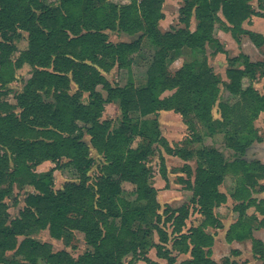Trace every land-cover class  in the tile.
Returning a JSON list of instances; mask_svg holds the SVG:
<instances>
[{
    "label": "trees",
    "instance_id": "trees-1",
    "mask_svg": "<svg viewBox=\"0 0 264 264\" xmlns=\"http://www.w3.org/2000/svg\"><path fill=\"white\" fill-rule=\"evenodd\" d=\"M255 1L258 11L253 0H185L179 10L184 28L162 34L157 25L163 17L164 0H131L122 6L109 0H57L49 5L43 0H0V90L14 81L25 65L31 76L16 96L17 106L0 102V264H157L147 258L151 246L166 264H173L169 253L149 240L155 231L159 243L168 241L167 233L159 227L160 205L146 165L156 143L182 161L194 160L196 164L194 181L187 188L200 222L181 234L189 209L183 204L171 210L172 231L179 234L173 242L178 253H189L190 264H217L210 258L213 236L206 229L220 226L216 209L226 202V196L219 186L226 174L233 173L237 186L232 198L240 202L236 207L239 217L226 238L251 239L254 255L264 264V245L252 238L247 221L264 225V202L252 198L258 181L264 179V166L243 159L254 143L262 141L254 122L264 113V92L260 94L254 82L264 77V60L251 62L245 55L228 60L226 89L237 97L233 104L218 102L220 81L205 60L198 71L194 60L171 78L166 69L169 57L179 56L184 48L203 51L211 46L215 53H224L213 36L216 23L236 42L247 35L257 49L264 48L263 35L243 29L252 17H262L264 0ZM192 17L197 22L193 32L188 30ZM115 30L129 37L145 36L154 49L146 86L141 89L130 84L112 87L101 74L109 71L111 62L124 65L140 41L113 44L104 31ZM22 33L27 34V47L18 52L15 43ZM244 79L249 83L245 88ZM71 82L77 87L72 95ZM171 90H175L171 97L160 98ZM115 101L121 119L112 131L100 119L104 106ZM214 108L219 120L212 118ZM160 111L179 114L191 131L196 123L208 131L225 129L234 160H226L215 149L172 150L158 130L155 117ZM132 114L137 118H131ZM85 136L90 138L89 144ZM137 138L140 140L133 147ZM90 148L104 160L94 182L89 178L93 166ZM62 159L75 165L78 179L54 190L55 168L44 174H37L35 168ZM21 175L27 177L32 190L23 210L11 218L5 198ZM123 183L134 185V201L121 197ZM251 207L262 220L246 216ZM43 230L58 241L64 235L71 240L72 234L79 232L86 250L75 258L65 250L53 252L49 243L30 237ZM19 237L23 239L19 241Z\"/></svg>",
    "mask_w": 264,
    "mask_h": 264
},
{
    "label": "rangeland",
    "instance_id": "rangeland-1",
    "mask_svg": "<svg viewBox=\"0 0 264 264\" xmlns=\"http://www.w3.org/2000/svg\"><path fill=\"white\" fill-rule=\"evenodd\" d=\"M46 4H52L57 0H43ZM111 3L122 6L130 3L131 0H109ZM140 1V0H138ZM185 4V0H164L161 12L163 17L158 22L157 28L163 34L167 32H175L184 28V24L180 22V8ZM252 6L257 9V3L255 0L252 2ZM219 18L220 14H218ZM250 23H244L243 29L246 31L258 33L264 36V12L262 17L252 18ZM197 22L194 17L190 19L188 30L193 32L196 28ZM108 36V41L113 44L121 43H133L139 39L140 34L133 37L124 35L118 30L104 31ZM213 36L221 44L224 53H215L214 48L207 46L203 51L196 50L190 51L188 49H182L179 56L169 57L166 63V69L168 76L174 77L175 74L186 64H190L194 60L197 61L195 72L198 71L200 63L205 60L207 66L219 79V96L218 102L233 104L236 102V98L231 95L226 86L229 80L226 76L225 70L228 66V60L238 57L239 55H245L251 62H259L264 60V48L257 49L247 35H241L239 42H236L231 33L224 30L219 23H216L213 29ZM27 34L22 33V38L15 44L18 52L26 49L27 47ZM138 42V46L125 58V63L122 66H118L117 63L111 62L110 69L107 72H102V76L112 87H123L126 85H132L135 89H141L146 86V71L150 65L152 57L154 55V49L145 36H142ZM18 55V53L16 54ZM30 68L23 66L16 72V78L14 81L9 82L2 90H0V102H7L12 106H17L16 96L22 92L26 81L30 78ZM248 81L243 80V87L248 86ZM254 88L263 94L264 90V77H258L254 82ZM96 90L106 97V92L101 86H97ZM77 91V87L74 83H70L69 94H74ZM175 90L165 91L161 94V99H166L172 96ZM86 100V94L82 97ZM17 114L20 109L17 107L14 110ZM133 119L137 118L136 115H131ZM212 118L219 120L220 115L214 108L212 111ZM151 118L154 117H149ZM157 119L158 130L161 137L167 141L170 148H190L200 149L205 148L207 150L215 149L222 154V156L228 160L233 161L234 155L232 150L228 147L229 138L225 135V129L220 131L215 129L208 131L201 124H194V130H188V126L184 123L182 117L172 111H160ZM121 114L117 101L106 104L104 111L100 119L108 125L110 130H115L120 122ZM258 135L261 136L262 141L254 143L246 152L243 159L246 163L258 162L264 166V113H262L258 119L254 122ZM147 132V131H146ZM212 132V133H211ZM90 138L84 137V141L89 144ZM136 139L133 143V147L138 142ZM192 140H200V142H193ZM153 154L148 157L146 165L151 170V179L149 184L156 190V201L160 205L158 213L161 215V222L159 227L162 228L168 235V241L166 244L159 243V237L157 233L152 231L150 235V242L153 244H160L170 257L174 259L173 264H190V254L178 253V249L173 246L175 239L179 238L178 233H173V216L171 210H176L183 204L189 209L188 219L185 222V226L181 230V234L188 233L189 228L198 226L200 222V216L197 213V206L192 205L190 200L192 193L188 190L187 184L194 181V170L196 164L194 160L182 161L180 158L173 156L171 153H167L164 146L161 143H156L152 146ZM90 157L93 160V166L89 172L90 182H94V179L99 174V168L103 165L104 160L98 155L94 149L90 148ZM190 168L188 171L187 168ZM51 168H55L53 172V186L54 190L60 189L66 182L77 181V171L75 165L62 159L58 163L45 162L35 168L37 174H44ZM235 175L228 173L224 176L222 184L219 186V191L226 196V202L216 209V214L220 222V226L215 228H207L208 234L213 236V246L210 248V258L217 264H230L232 262L236 264H262L256 255L253 253V243L251 239H245L244 241L231 240L226 238L227 232L231 225H233L239 217V212L236 207L240 204L237 200L232 198V195L236 189ZM264 186V179L258 181V185L252 191V198L257 201L262 200L264 202V190L260 188ZM31 188L28 185V179L25 175L17 176L12 183V189L8 197L5 198V203L8 206V213L11 218L17 217L25 205V198L28 193L31 192ZM121 197L127 201H134L135 195L132 193L134 185L129 183H123L120 187ZM115 202V201H114ZM118 207L116 208L117 211ZM120 211V209H118ZM256 216L258 220H262L263 217L254 212V207L246 210V216ZM245 219H248L244 217ZM165 221V223H164ZM249 226L251 225L252 238L259 240L264 245V225H259L258 222L253 220H247ZM164 225V226H163ZM30 237L43 242L49 243L53 252L65 250L69 252L74 258L78 254H81L86 250V246L83 242V235L79 232L72 234V239L64 235L62 240H54L50 237L47 230L33 232ZM23 237H19L21 241ZM147 253V258L157 264H166V260L157 256V251L154 247H150ZM8 255H11L8 253ZM38 264H44L39 262ZM134 264H145L142 261H135Z\"/></svg>",
    "mask_w": 264,
    "mask_h": 264
},
{
    "label": "crops",
    "instance_id": "crops-1",
    "mask_svg": "<svg viewBox=\"0 0 264 264\" xmlns=\"http://www.w3.org/2000/svg\"><path fill=\"white\" fill-rule=\"evenodd\" d=\"M253 19H254V17H252ZM251 21H253V20H251ZM8 254V253H7Z\"/></svg>",
    "mask_w": 264,
    "mask_h": 264
}]
</instances>
